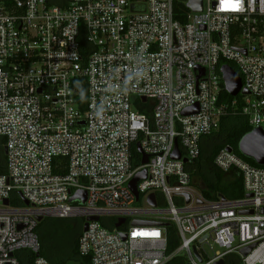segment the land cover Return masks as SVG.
<instances>
[{
	"label": "built area",
	"instance_id": "2783aa9c",
	"mask_svg": "<svg viewBox=\"0 0 264 264\" xmlns=\"http://www.w3.org/2000/svg\"><path fill=\"white\" fill-rule=\"evenodd\" d=\"M189 1L0 0V264L22 251L50 264L38 217L87 222L77 253L91 264H264V166L225 144L213 167L237 172L244 195L209 198L192 183L201 139L237 113L220 100L222 65L264 132V0ZM79 190L85 202L70 200ZM153 223L175 226L172 252Z\"/></svg>",
	"mask_w": 264,
	"mask_h": 264
},
{
	"label": "trees",
	"instance_id": "16d2710c",
	"mask_svg": "<svg viewBox=\"0 0 264 264\" xmlns=\"http://www.w3.org/2000/svg\"><path fill=\"white\" fill-rule=\"evenodd\" d=\"M233 68V64L228 63ZM233 99L238 101L237 113H226L221 117L219 128L217 131L213 132L210 135H207L201 139V153L198 161H204L203 167H199V174H201L203 180L207 183L208 189H212L213 194L211 195L208 191L204 192V195L209 198H214L217 193L221 194L225 198L235 199L238 197H242L244 195L242 179L240 175L233 170L231 173H225L216 170L213 166V158L218 150L223 147L225 144H228L232 147L233 151L249 162L251 165L257 166V164L247 158L244 157L238 150V141L242 136L249 133L251 130V126L248 124L247 117L242 115L239 112V107H241V97L237 94L236 96H231L225 89H222L220 100L223 102H230ZM138 109L141 112H144L148 116L151 115V107L149 104L139 105ZM205 141L206 145H203ZM205 147V149H204ZM132 154L134 158V162L138 163V154L136 152L135 146H132ZM4 160V155L0 154V162ZM3 168L1 167L0 172H2ZM233 171V172H232ZM61 220V219H60ZM52 224L61 225L60 222L50 221L49 219L43 218L38 222L36 231L38 233L40 242H41V251L40 254L45 257L50 264H62L65 260L62 256V248L59 246L54 247L50 245L49 239V230ZM105 225V223H104ZM80 233L81 226L79 224ZM167 232V253L172 252L177 243L178 239L176 236V228L173 224L168 223L166 225ZM80 235V234H79ZM72 236H68L69 248H71L72 254L78 255L77 253V239L71 238ZM79 256V255H78ZM20 264H31L33 260V255L29 251H22L18 254ZM82 264H91L89 258H82ZM167 264H185V259L182 256L173 257ZM232 264H240L238 261Z\"/></svg>",
	"mask_w": 264,
	"mask_h": 264
},
{
	"label": "water",
	"instance_id": "95a60500",
	"mask_svg": "<svg viewBox=\"0 0 264 264\" xmlns=\"http://www.w3.org/2000/svg\"><path fill=\"white\" fill-rule=\"evenodd\" d=\"M188 7L193 9L194 11L201 10V1L200 0H190L188 2ZM134 9H144V6H133ZM220 72L222 75V81L224 84L225 90L231 95L236 96L239 92L245 94L247 91L243 88H241L242 82L241 78L238 73H236L232 67L228 65H222L220 68ZM146 98L142 97V101L145 102ZM191 111H196V108L193 109H185L183 111V114H187ZM137 150L141 153V149L139 147V144L136 145ZM238 150L239 152L244 156L251 160H253L258 166H264V132L261 129L254 128L249 133L245 134L240 138L238 141ZM172 158L179 159L180 154L177 152V149L175 148L172 153ZM147 157L145 155H142L141 163H146ZM145 178V172L142 171L138 173L130 182L129 186L134 191L136 197H138L137 191L135 190V184L139 179ZM75 198H80L82 202H85L86 199V193L85 191H77L73 196H71L70 200H73ZM149 201L154 205V196L151 194L149 196ZM7 203V201H5ZM27 203V202H25ZM264 212V208H263ZM38 221H41L42 218L38 217ZM123 222V219H119L118 222L115 224L116 227H119L120 224ZM134 224L138 225H151L152 223L148 222H141V221H135ZM154 225H167L166 223H153ZM87 222L83 224L82 229H86ZM123 237H125L123 235ZM255 245L248 246L244 248L241 252L243 255H246ZM215 264H224L223 260L218 261Z\"/></svg>",
	"mask_w": 264,
	"mask_h": 264
},
{
	"label": "rangeland",
	"instance_id": "374dc122",
	"mask_svg": "<svg viewBox=\"0 0 264 264\" xmlns=\"http://www.w3.org/2000/svg\"><path fill=\"white\" fill-rule=\"evenodd\" d=\"M76 219V218H74ZM66 225L52 224L49 230L50 245L62 248V258L65 260L62 264H82V258L78 255L72 254L69 248L68 236L77 239L80 234L79 224L76 221L66 220Z\"/></svg>",
	"mask_w": 264,
	"mask_h": 264
},
{
	"label": "crops",
	"instance_id": "0c3cea01",
	"mask_svg": "<svg viewBox=\"0 0 264 264\" xmlns=\"http://www.w3.org/2000/svg\"><path fill=\"white\" fill-rule=\"evenodd\" d=\"M202 142H203V145H206L205 144V141H202ZM204 149H205V147H204ZM203 163H204V161H200V162L197 161L196 164L194 165V170H193V173H192V175H193V181H192V183L203 194H204L205 191H208L212 195L213 194L212 189H208L207 183L203 180L201 174H199V167H203ZM226 173H231V172L229 171V172H226ZM217 194H219V193H217ZM45 218L46 219H49L50 221L60 222L61 225H66V223H65L66 220H68V221L69 220L76 221L78 224L81 225V219H78V218H76V219H74V218H57V217H45ZM81 230H82V227H81Z\"/></svg>",
	"mask_w": 264,
	"mask_h": 264
},
{
	"label": "flooded vegetation",
	"instance_id": "af4514ba",
	"mask_svg": "<svg viewBox=\"0 0 264 264\" xmlns=\"http://www.w3.org/2000/svg\"><path fill=\"white\" fill-rule=\"evenodd\" d=\"M81 226V225H80Z\"/></svg>",
	"mask_w": 264,
	"mask_h": 264
}]
</instances>
